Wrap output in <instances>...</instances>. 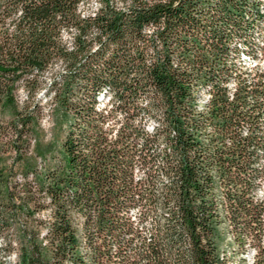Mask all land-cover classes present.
Returning <instances> with one entry per match:
<instances>
[{
	"label": "trees",
	"instance_id": "trees-1",
	"mask_svg": "<svg viewBox=\"0 0 264 264\" xmlns=\"http://www.w3.org/2000/svg\"><path fill=\"white\" fill-rule=\"evenodd\" d=\"M96 1L87 12L88 0H0L4 251L16 250L13 264H228L218 253L227 220L234 242L264 264V194L256 195L264 180V80L248 89V71L230 58L255 61L248 41L255 29L264 50V7L259 0ZM236 41L244 47L230 48ZM57 64L62 69L43 83ZM230 82L235 99L225 96ZM42 86L67 127L61 156L37 171L26 155ZM103 87L108 104L99 107ZM19 88L27 92L23 110Z\"/></svg>",
	"mask_w": 264,
	"mask_h": 264
},
{
	"label": "rangeland",
	"instance_id": "rangeland-1",
	"mask_svg": "<svg viewBox=\"0 0 264 264\" xmlns=\"http://www.w3.org/2000/svg\"><path fill=\"white\" fill-rule=\"evenodd\" d=\"M262 7H264V0H259ZM97 7V1L96 0H88L86 5L84 6V10L87 12L94 11ZM260 33V35H259ZM72 32H65L63 33V37L69 41L71 37ZM262 30L261 29H255L251 35H249V40L254 45V52H255V61L242 53L240 56L237 54H230V58L233 59L234 63H236L238 66H241L243 71H248L247 74H243V77L245 79H250L251 72L257 71V63L259 59L262 58L261 53V39H262ZM238 47L239 49L243 48L244 45H240L239 41H236L232 45H230V48ZM233 57V58H232ZM264 62H260V65ZM62 69V67L57 64L54 69L49 72L45 73L43 76V83H48L53 74L55 72H58ZM248 69V70H247ZM247 75V76H246ZM235 87V84L230 82L229 89L231 92L233 91ZM39 100L40 103L38 105V112H36L37 116V126L34 128L32 133H30L29 141H30V150L27 153V160L34 164V167H36V170H42L44 167L51 166L59 156L62 154V146L61 142L62 139L65 136L66 127H67V121L66 117L59 111L58 107L51 103L49 98L44 97V87L39 90ZM208 90L202 89L199 91V103L203 107L206 105V100L208 97ZM108 96L109 92L106 87H103V89L100 91V95L98 97V106L99 107H105L108 104ZM27 100V92L26 90L19 88L16 92V102L17 107L20 110H23L25 103ZM142 105L145 104L146 98L141 101ZM31 108V106H30ZM11 108L5 107L1 110V117L2 120L7 121L11 118ZM118 117H122V115H118ZM262 126H264V114L261 115L259 121ZM156 125V120L154 118H149L146 121V130L151 133L153 127ZM243 131H246L245 129H242ZM162 144V141H159V146ZM11 155H6V160L8 162L11 161ZM263 164L262 157H259V159L255 162L256 167H260ZM141 174L140 171L136 170V175L139 176ZM13 177L19 181L21 179V174L19 173L17 166L13 170ZM259 181V180H258ZM264 194V180H261L260 187L256 191L257 197H262ZM158 213H161L160 210H158ZM44 216L47 215V211L43 210L41 213ZM132 219L136 220L138 216V211L135 209L130 212ZM223 218V217H222ZM262 221L264 224V214L262 215ZM227 222V220H226ZM223 220V228L221 229V235H220V242L218 246V253L219 255H223L224 260L228 264H253L254 262V256H255V250L251 247L242 248L238 246L234 240V232L231 228L225 229V223ZM152 223V219L150 217L147 218L144 222L143 227V233L144 236L148 237L149 228ZM262 237L264 239V232L262 233ZM84 249H82L83 251ZM16 250H11L9 254L7 255L6 252L3 249V236L0 235V259L5 262V264H13L15 260L17 259Z\"/></svg>",
	"mask_w": 264,
	"mask_h": 264
},
{
	"label": "built area",
	"instance_id": "built-area-1",
	"mask_svg": "<svg viewBox=\"0 0 264 264\" xmlns=\"http://www.w3.org/2000/svg\"><path fill=\"white\" fill-rule=\"evenodd\" d=\"M261 61L264 62V50L262 53V58L255 62L257 63V71L251 72L250 74V79L247 82L248 89H251L252 87H259L260 83L264 80V63L260 65ZM225 96L227 99H235V95L233 92H231V90L230 93L225 94Z\"/></svg>",
	"mask_w": 264,
	"mask_h": 264
}]
</instances>
